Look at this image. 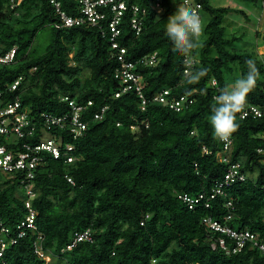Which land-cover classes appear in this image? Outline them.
Wrapping results in <instances>:
<instances>
[{"label":"trees","instance_id":"16d2710c","mask_svg":"<svg viewBox=\"0 0 264 264\" xmlns=\"http://www.w3.org/2000/svg\"><path fill=\"white\" fill-rule=\"evenodd\" d=\"M130 1L149 12L140 35L124 20L118 38L127 50V61L136 63L135 71L142 75L148 101L144 111L137 92L116 97L122 85L114 78L119 61L108 31L56 28L58 17L48 0H17L14 9L12 0H0V58L15 51L12 62H0V108L19 98L39 118L42 113L67 114L70 107L62 97L94 104L86 112L85 137L77 141L66 137L75 146V161L66 163L41 153L43 162L30 180L37 195L32 200L37 234L43 236L39 243L51 261L36 254L37 235L28 234L8 246L0 264H264V254L251 243L237 254H228L220 240L228 249L235 242L203 223L204 218H212L237 232L250 231L264 244V152H259L264 150V116L237 117L231 163L240 164L248 176L245 182L226 188V197L211 200L208 207L203 202L190 209L179 199L183 194L210 196L224 181L229 166L219 161L223 143L215 138L209 122L213 98L245 76L246 61L252 59L259 75L247 104L264 113V61L234 48L242 37H230L223 25L232 9L196 0L209 21L204 24L202 46L191 57L194 63L187 66L186 57L173 50L165 32L168 17L182 0H163L161 15L151 8L150 0ZM62 9L78 14L76 0H62ZM47 30L49 44L39 52L35 40ZM155 53L160 59L155 65L139 62ZM201 68L207 74L189 84V75ZM86 70L90 76L84 79ZM19 78L20 85L12 91ZM164 90H169L170 99L185 98L180 111L153 101ZM105 106L104 118L94 120V113ZM36 142L37 138L32 140ZM26 179L24 172L14 176L0 172V219L10 228L9 237L27 214L21 188ZM230 198L233 219L227 221ZM85 230H91L92 242L63 252L74 233Z\"/></svg>","mask_w":264,"mask_h":264},{"label":"built area","instance_id":"2783aa9c","mask_svg":"<svg viewBox=\"0 0 264 264\" xmlns=\"http://www.w3.org/2000/svg\"><path fill=\"white\" fill-rule=\"evenodd\" d=\"M16 1L17 0H12V9L16 7ZM48 1L54 7L58 17L56 28L63 29L87 26L109 32L110 44L113 50H115L114 57L119 61V67L115 70L114 78L122 85L121 91L116 93V97L135 91L141 98V110H146L148 101L143 96L144 86L142 75L135 71L137 66L136 63L127 61V50L119 44L118 38L121 35V25L124 20H128L131 29L136 35H140L144 30V21L149 13L148 8L132 3L130 0H76L78 14L70 15L62 9V0ZM162 2L163 0H150L151 8L157 15H161L164 11ZM190 5L195 8L198 15L201 17L204 27L202 4L196 0H190ZM261 7L264 11V0H261ZM14 53L15 51L12 50L5 57L0 58V62H12ZM159 60L160 59L155 53L142 58L139 62L153 66ZM185 62L187 66H191L194 63L192 59L191 63H188L187 58H185ZM21 81L22 78H19V80L11 86V90L15 91ZM169 95V90H164L155 95L153 101L169 106L172 110L180 111L185 98L182 96L180 99H170ZM61 101L67 102L70 107V111L61 116L42 113L39 118H35L31 115V110L22 105L19 98H16L14 102L0 108V140L5 141L4 143L0 141V172L8 176H14L18 172L27 174V179L21 182V188L24 190L26 197L24 204L27 209V214L19 223L15 235L12 237H9L12 234L10 228L4 225L3 221L0 219V258L4 257L5 251L9 245H15L19 240L26 238L28 234H33L37 235V239L34 243L36 254L40 258L47 259L48 262L51 261L50 257L46 255L39 243L43 241V236L37 234V212L32 204V200L37 195L34 185L30 180L34 178L33 170L43 162V157L40 156L41 153H47L52 156L53 159L64 160L66 163L75 161V146L67 142L66 137L69 136L74 141L85 137L89 128V122L86 120L88 117L86 112L94 105L92 101H88L87 104H81L70 97H62ZM107 110L108 107L105 106L100 111L94 113V120H102ZM250 116L254 119L262 118L264 113L255 106L247 104L244 112L240 114V118L246 119ZM146 124L147 123H145V125ZM119 125L120 124H118V126ZM146 128H148V124ZM131 129L137 132L139 127L132 126ZM53 130L58 131L59 134L55 135L51 132ZM262 137L264 138V134ZM27 138H30V140ZM36 138L37 142L35 144L32 143V140ZM204 152L207 154L211 153L207 151L206 148H204ZM259 152L263 153L264 150L259 149ZM231 154L232 140L230 144L223 143L221 150H219V161L228 164L229 168L224 181L215 185L210 196L206 197L204 193L199 194L197 197L183 194L179 196V199L187 204L190 209H194L198 204L203 202L208 207L211 200L217 197H226V188L231 187L237 182H245L248 176L241 171L240 164L231 163ZM67 180L74 184L71 178L68 177ZM233 201L234 199L230 198L226 203V207L230 209V213L226 217L227 221L233 219V213L231 212L234 206ZM203 223L209 225L213 231L226 235L235 242L234 248L228 249L225 241L220 240V246L226 249L228 254H237L241 252L247 243H251L253 247L258 248L264 254V244L259 243L257 236L250 231L237 232L231 227L223 225L212 218H204ZM82 242H92L91 230L75 232L72 243L68 245L63 252L73 250Z\"/></svg>","mask_w":264,"mask_h":264},{"label":"clouds","instance_id":"9594fccd","mask_svg":"<svg viewBox=\"0 0 264 264\" xmlns=\"http://www.w3.org/2000/svg\"><path fill=\"white\" fill-rule=\"evenodd\" d=\"M165 32L172 41L173 50L179 52L191 63L194 51L202 46L201 38L204 27L201 17L195 8L190 5V0H183L170 15L165 24ZM248 72L245 76L237 79L233 85L220 89L211 105L212 115L209 122L213 128L215 138L225 144L231 143V138L239 129L237 117L243 113L247 106L249 94L257 86L259 75L256 61H246ZM207 74V69L201 68L198 72L188 77V83L198 82ZM152 264H156L155 261Z\"/></svg>","mask_w":264,"mask_h":264},{"label":"rangeland","instance_id":"374dc122","mask_svg":"<svg viewBox=\"0 0 264 264\" xmlns=\"http://www.w3.org/2000/svg\"><path fill=\"white\" fill-rule=\"evenodd\" d=\"M215 8H230L232 11L224 16L223 25L230 37L233 35L242 37L236 42L234 48L237 51L254 53L256 57L264 61V11L261 0H208ZM240 11L242 13H240ZM209 17L204 16V24ZM259 32V36H257ZM204 36L201 38V42ZM49 44V32L42 31L34 43V48L44 52ZM72 56V55H71ZM89 71H84L83 78H89ZM231 78V76H229ZM264 81V76L262 77Z\"/></svg>","mask_w":264,"mask_h":264}]
</instances>
